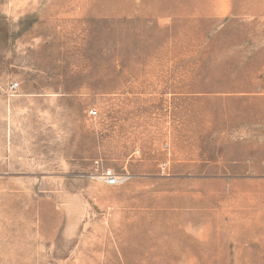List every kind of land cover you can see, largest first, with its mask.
<instances>
[{"label": "rangeland", "instance_id": "obj_1", "mask_svg": "<svg viewBox=\"0 0 264 264\" xmlns=\"http://www.w3.org/2000/svg\"><path fill=\"white\" fill-rule=\"evenodd\" d=\"M0 264H264V0H0Z\"/></svg>", "mask_w": 264, "mask_h": 264}, {"label": "built area", "instance_id": "obj_2", "mask_svg": "<svg viewBox=\"0 0 264 264\" xmlns=\"http://www.w3.org/2000/svg\"><path fill=\"white\" fill-rule=\"evenodd\" d=\"M18 83L12 84V88H16ZM98 111L96 108L89 110L90 115H97ZM102 180L111 186L119 185L124 180V176L119 174L114 168L104 169L102 172Z\"/></svg>", "mask_w": 264, "mask_h": 264}]
</instances>
